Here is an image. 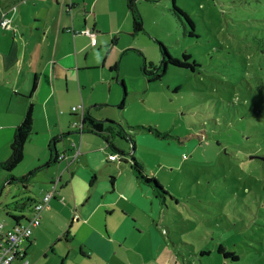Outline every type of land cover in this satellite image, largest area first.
<instances>
[{"label":"rangeland","instance_id":"374dc122","mask_svg":"<svg viewBox=\"0 0 264 264\" xmlns=\"http://www.w3.org/2000/svg\"><path fill=\"white\" fill-rule=\"evenodd\" d=\"M174 1L192 20L194 35L184 32L164 11L171 0H134L143 31L134 37L122 33L119 39L116 34L119 45L131 44L110 52L119 72L111 94L119 97L92 111L96 117H113L133 135L136 160L167 191L158 227L168 247L175 244L171 246L175 254L162 253L159 264H174L173 255L179 264H264V161L248 158L249 154L264 155V0ZM123 3L118 0L111 9ZM4 10L0 8V13ZM107 14L105 10L101 15L104 23L115 19ZM186 30H190L188 24ZM155 40L173 56L189 54L193 68L168 65L163 76L152 81L133 73L137 56L145 58V53L148 59L159 61ZM136 125H152L169 136H157ZM109 137L114 145L124 146L130 159V141L116 132ZM143 137L165 145L150 154ZM34 161L22 158L10 172L0 171L4 229L14 224L10 214L31 217L28 198L40 201L44 187L50 186L49 173L55 165L29 173ZM30 239L29 264H35L33 257L36 264H75L78 260L72 253L63 254L62 241L51 249L53 238L45 227L36 240ZM219 244L237 258L218 253ZM139 248L143 251L131 256L133 248L126 244L125 252L131 257L128 264H144L147 242Z\"/></svg>","mask_w":264,"mask_h":264},{"label":"crops","instance_id":"0c3cea01","mask_svg":"<svg viewBox=\"0 0 264 264\" xmlns=\"http://www.w3.org/2000/svg\"><path fill=\"white\" fill-rule=\"evenodd\" d=\"M14 2L15 9L8 10ZM119 2H124L123 7L112 10L118 0H0L9 18V25L0 26V160L8 157L13 128L31 102V133L23 146V159L35 160L29 173L55 165L49 173L50 186L43 189H53L54 195L24 244L26 256L30 238L36 240L42 227L53 238L50 248L62 241L63 254L72 253L78 259L75 264H99L96 260L128 264L126 244L135 256L136 250L143 251L139 248L143 241L149 250L144 264H159L158 258L168 250L175 254L158 227L161 209L151 189L135 177L124 146L114 145L105 133L110 124L106 120L112 123L113 117H96L92 111L110 98L118 99L111 94L119 72L117 67L111 69L116 63L110 52L129 48L130 41L119 45L122 33L134 37L127 0ZM105 10L106 16L115 18L112 22L101 21ZM85 28L95 33V44L79 32ZM144 56L133 58V73H142L146 60L156 63ZM99 91L104 95H96ZM78 104L83 113L80 107L71 109ZM86 113L101 122L99 132L83 126ZM142 141L150 154L165 145L146 137ZM132 144L135 155V141ZM55 151L59 157L53 159ZM110 153L120 159L110 160ZM173 261L179 264L175 255Z\"/></svg>","mask_w":264,"mask_h":264},{"label":"trees","instance_id":"16d2710c","mask_svg":"<svg viewBox=\"0 0 264 264\" xmlns=\"http://www.w3.org/2000/svg\"><path fill=\"white\" fill-rule=\"evenodd\" d=\"M11 5H15L16 7L17 4H15L14 2V4H11ZM127 9L131 17L132 33L136 34V33L143 31V24L139 20L140 14L133 0H127ZM164 11H167L174 18V20H176L182 25L184 32H187L189 35H192V36L194 35L192 31L193 29L192 20L190 19L189 15L183 9H181L179 6L175 4L174 0H171V5H169L168 7H165ZM187 24L190 26V30L188 31L186 30ZM155 41L158 44V48L160 52V59L156 63L152 61H147V60L144 62L143 67H142V73L147 79V81L157 80L161 78L163 74L165 73L168 65H174L178 67H189L191 69L193 68V65H195L194 61L189 60V57H190L189 54L183 52L180 57L173 56L169 53L167 47L162 42L158 40H155ZM111 69L116 70V64L112 66ZM122 104H123V98L119 102L118 106L121 107ZM32 113H33L32 103L29 102L21 120L13 128V133H12V136L9 142V155L6 160L0 162V171L10 172L22 160L23 146L28 136L31 133ZM81 123L83 124V126H85V128L91 131L92 130L96 132L100 131L99 128H100L101 122L93 118L89 113H86L85 115L82 116ZM109 123L110 124L107 123L105 130H108L111 133L116 132L119 137L126 138L131 143H134L133 135L126 133L125 129L123 128L121 124L116 123V122L111 123V121H109ZM133 127L144 128L154 133L157 136H163V137L169 136L168 133L159 131L152 125H136ZM129 154H130L129 164H130L131 169L133 170L135 177L137 178L139 182H141L143 185L151 189L153 197L155 201H157V203L160 205V209L162 211L163 210L162 205L165 204V195L167 194V191L162 187V185L153 175H147L144 172L142 165L136 160L133 151H131ZM54 155H55V158L53 159H56L57 151H55ZM255 155L257 156V154H249L248 158H250V156H255ZM251 158H256V157H251ZM12 177L13 176L11 175V178ZM7 182L9 183L10 180H8ZM28 200L31 201L30 211L32 215L33 205L36 202V199L28 198ZM23 204L24 203H22V205ZM10 217L15 221L14 222L15 224H19V222L21 221L20 220L21 217L23 218V221H27V218H28L25 215L18 216L14 214H10ZM172 244L175 245L173 242ZM217 251L218 253L224 255L225 257L230 256L233 259L237 258L232 252L225 250L222 244H219L217 246ZM201 252L204 254V253H208L209 251L201 250Z\"/></svg>","mask_w":264,"mask_h":264},{"label":"built area","instance_id":"2783aa9c","mask_svg":"<svg viewBox=\"0 0 264 264\" xmlns=\"http://www.w3.org/2000/svg\"><path fill=\"white\" fill-rule=\"evenodd\" d=\"M15 9V5H10L9 9ZM8 10H4L0 13V26L5 27L9 25V18L7 17ZM82 34H87L91 37V44H95L97 37L95 33L89 29H81L79 31ZM81 108L83 113V107L81 104L77 106H72V110L76 108ZM81 113V115H82ZM110 160H119L120 156L114 153L108 155ZM53 189L46 190L42 194V199L36 201L33 205V214L31 217L27 218V221L15 224L10 228L4 229L3 224L0 223V264H14V260L18 259V264H29L28 259L25 257V243L31 235V230L33 226L39 223V213L40 211L48 206L49 201L53 196Z\"/></svg>","mask_w":264,"mask_h":264},{"label":"water","instance_id":"95a60500","mask_svg":"<svg viewBox=\"0 0 264 264\" xmlns=\"http://www.w3.org/2000/svg\"><path fill=\"white\" fill-rule=\"evenodd\" d=\"M116 78V77H115ZM106 121H110V120H106ZM120 124V123H119ZM131 143V142H130ZM132 151H133V149H134V147H133V144L131 143V148H130ZM130 150V151H131ZM130 153V152H129ZM251 157H256V158H259V159H261V160H263L264 161V156H260V155H255V156H250V158Z\"/></svg>","mask_w":264,"mask_h":264},{"label":"flooded vegetation","instance_id":"af4514ba","mask_svg":"<svg viewBox=\"0 0 264 264\" xmlns=\"http://www.w3.org/2000/svg\"><path fill=\"white\" fill-rule=\"evenodd\" d=\"M106 134H107V136L109 137V135H111L112 133L110 132V131H108V130H106V132H105Z\"/></svg>","mask_w":264,"mask_h":264},{"label":"clouds","instance_id":"9594fccd","mask_svg":"<svg viewBox=\"0 0 264 264\" xmlns=\"http://www.w3.org/2000/svg\"><path fill=\"white\" fill-rule=\"evenodd\" d=\"M80 125H81V123H80ZM58 157H59V156H57V158H58ZM19 223H20V222H19ZM13 225H15V223H14ZM13 225H12V226H13ZM24 246H25V245H24ZM25 253H26V251H25Z\"/></svg>","mask_w":264,"mask_h":264}]
</instances>
